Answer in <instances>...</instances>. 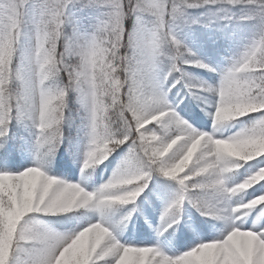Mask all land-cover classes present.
I'll list each match as a JSON object with an SVG mask.
<instances>
[{
  "label": "snow or ice",
  "instance_id": "6c2138e0",
  "mask_svg": "<svg viewBox=\"0 0 264 264\" xmlns=\"http://www.w3.org/2000/svg\"><path fill=\"white\" fill-rule=\"evenodd\" d=\"M0 264H264V0H0Z\"/></svg>",
  "mask_w": 264,
  "mask_h": 264
},
{
  "label": "rangeland",
  "instance_id": "374dc122",
  "mask_svg": "<svg viewBox=\"0 0 264 264\" xmlns=\"http://www.w3.org/2000/svg\"><path fill=\"white\" fill-rule=\"evenodd\" d=\"M194 27H196V26H194ZM214 34L215 33L212 32L211 30H205V29L197 28V35L199 36L200 42H201V46H200L199 50L201 51V53L203 55L211 56L213 61H216V62L220 63L221 65H223L224 60L222 59V57L228 56L230 54V50L234 47V44L232 42L224 41V39L220 36V34H218L216 36H214ZM195 71L197 72L198 75L202 76L204 79L211 80L213 83H215L219 79V76L216 73H210L209 74V73L203 72L202 70H195ZM172 95H175V93L173 91H172V93H170V98ZM180 107L182 109H186V107L183 103L180 104ZM201 117L204 120H208V117L205 116L204 112H203V116H201ZM197 126L199 127L200 124L197 123ZM207 127L208 128L211 127L210 121L208 122ZM70 159H71V157H70ZM69 166H70L72 176L74 178L78 179L80 177L79 167L75 163H71V162H70ZM102 166L100 168H98L100 170L99 176H102L105 178H107L111 174L112 168L115 167V165L109 166L106 171H103L101 169ZM94 173L92 174V176L89 179L90 185H93ZM105 173H107V174H105ZM161 207H162V200L161 199L158 200V202H156L154 204L152 203L149 206H144V209L146 210L147 214L151 217V223H152L153 227H149L148 224L145 223V217L144 216L137 214L136 218H133V222L135 223V226H136V232H142V231L146 230V233L150 234L152 236V238L155 239L156 234L154 231V227H155V224L158 222L159 211H160ZM191 211L195 212V209H191ZM127 228L132 229L133 224L132 223L128 224ZM131 234H133V233H130L128 230H126L123 233L124 236H129ZM177 235H179V230H177Z\"/></svg>",
  "mask_w": 264,
  "mask_h": 264
},
{
  "label": "trees",
  "instance_id": "16d2710c",
  "mask_svg": "<svg viewBox=\"0 0 264 264\" xmlns=\"http://www.w3.org/2000/svg\"><path fill=\"white\" fill-rule=\"evenodd\" d=\"M172 91L175 93L176 96H182L183 97V103L189 109H191V111L193 110V113L194 114L201 113L200 107L198 105H196V100L192 99L190 96H185L184 95V92L186 90L182 89L180 85H177V87L175 89H173ZM63 155H64V159L65 160H69V156L67 155L66 150L64 151ZM110 159H112V158H110ZM117 159H118V157H117ZM106 162H107V164H109L108 161H106ZM115 162H116L115 160H112V163L109 164V165L110 166L111 165H115ZM249 163H251V162H249ZM97 177H96V179H97ZM161 180H162V178H161ZM101 182H102V180L99 181V183H101ZM162 182L163 183H169L167 181H162ZM99 183H97V184H99ZM151 189H152V185H150L149 189H146L145 190V193L143 194V196L141 198L144 201L143 204H142V206L152 204V202L155 203L158 199H162V197L159 195V193L156 190H151ZM249 191H251V189ZM144 197H146V200L144 199Z\"/></svg>",
  "mask_w": 264,
  "mask_h": 264
}]
</instances>
